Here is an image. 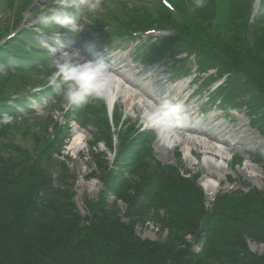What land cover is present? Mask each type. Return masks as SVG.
<instances>
[{
    "label": "trees",
    "instance_id": "trees-1",
    "mask_svg": "<svg viewBox=\"0 0 264 264\" xmlns=\"http://www.w3.org/2000/svg\"><path fill=\"white\" fill-rule=\"evenodd\" d=\"M174 1L179 4L177 15L157 5L155 10L163 21L146 25L143 16L132 29H172L173 37L159 43L152 59L165 53L170 57L193 55L199 69L216 70L219 77L226 78L216 93L224 105L246 109L250 117H256L254 126L264 129V2L251 24L253 0H207L205 8L197 7L194 0ZM8 57L0 51V62H6ZM189 59L176 62L180 72ZM21 64L28 65L29 72H0V78L18 77L27 80L26 86L32 88L49 83L50 70L36 74L32 63L21 60ZM13 95L20 96L16 106L24 108L26 116L32 114L19 90L11 94L0 91V264H197L206 260L264 264V256L258 257L247 247L248 239L264 245V193L256 188L243 187L247 191L221 194L206 208L204 194L187 185L181 173L173 176L171 171L169 177L158 176L156 169H149L156 165L149 164L144 177H132L133 183L117 192L118 198L133 211V218L138 217L135 209L147 215L148 207L154 208L153 205L174 210L163 225L171 232L166 242L140 238L132 222L124 223L105 210L100 201L88 203V216L79 217L74 193L62 183L58 186L46 170L54 139L45 142L43 148H27L18 144L10 129L3 127L4 117H20L8 104ZM91 108L87 104L76 114L79 122L86 123L87 115L94 112ZM105 126L102 135L111 146L114 132ZM66 129L54 126L61 138ZM116 135L121 153L126 146L133 143L135 147L146 138L135 132L127 135L124 129ZM150 184L154 190L151 195L147 191ZM155 191L165 195L164 200ZM186 236L195 241L204 237L199 254L189 250Z\"/></svg>",
    "mask_w": 264,
    "mask_h": 264
},
{
    "label": "rangeland",
    "instance_id": "rangeland-1",
    "mask_svg": "<svg viewBox=\"0 0 264 264\" xmlns=\"http://www.w3.org/2000/svg\"><path fill=\"white\" fill-rule=\"evenodd\" d=\"M120 1L125 0H113L112 7L116 9V11L119 9ZM195 1L197 2V0H194V2ZM105 2H107V0ZM199 2L202 8H205V6L209 4L207 0H199ZM36 4L38 5L37 8L39 7L44 13L47 11L45 9L46 7L53 9V3H49L46 0H37ZM7 5L8 3L0 1V40L3 37H7L12 31L18 28L23 21L26 27H32L34 24L39 23L38 19L30 22L28 14H19V17H22L20 24L18 23L19 26L18 24L13 25V21L10 23V16L12 18L15 17V12L12 11L10 7H7ZM103 5H105V3ZM144 14H146L144 15L146 25H151V23L156 21H163L162 15L160 12H157L155 8L146 9ZM50 25L51 26H48L44 32L40 31L38 33L41 36L37 38V44L45 49L53 50V48H55L57 49V55H59V53L63 51L62 47H65V45L60 43L59 37L55 36V22H52ZM70 27L69 25L68 30H70ZM71 28L74 30L73 26ZM86 31L87 30L84 29V32ZM82 42L83 40L75 41L73 49H85ZM9 44H11V50L13 51L16 44L14 42H10ZM116 44L119 43L116 42ZM87 47L92 50L99 48V45L97 41H94V45H88ZM133 47L134 45L132 44H124L123 48L116 51L117 53L115 55L116 58H120L122 61V63L118 65L120 68L119 70L132 79L131 81L134 82L132 84L135 85L136 82L140 83V81H137L141 79L139 71H145L140 68L141 65L136 67V65L132 64L131 58L134 54ZM9 52L10 48L6 50V54H9ZM46 54L50 57L48 52ZM187 57L193 59L194 56L187 55ZM54 58V55L52 58L50 57L52 63ZM100 60L105 61L106 58ZM2 65L3 66H0V68L4 70L5 65ZM158 67L159 66H156L155 68ZM150 70L152 69H147V71ZM195 70L196 68L194 72ZM200 72V76H198L197 79L194 77L179 82L176 81L179 78L175 79L164 73H156L157 75L152 73L148 80L143 83V85L145 84L147 87L142 85L141 89L145 91H147V88H152L155 91L160 90L161 97L166 98L169 102L183 104L185 112L192 110V112L196 114V112L202 113L201 110L208 109V115L201 116L203 128L207 131L210 129L214 131V129L218 127L220 128L218 134L226 131V133L219 136V139H229L231 142L228 143L235 147V150L232 152L229 151L228 153L229 162L227 165H214V163L205 159H198L197 161L189 163V160L183 156L179 148H175L171 151L169 147L170 149L165 150L153 133H157V130H147L146 127L142 125L144 114L135 113V110L138 109L136 104H148V101L140 88L134 86H131V88L136 92L137 97L126 106L127 108H122L121 103H118L119 99H116L118 105H116L114 109L115 120L112 119L113 111L110 107H107L102 114V110L99 109V99L93 98L94 101L92 100L90 106H92L91 109L94 110V112L89 113L86 123L82 124L76 116V114L80 113V111H76L79 110L80 105L76 110L73 109L66 112L68 109L65 106L66 102L63 97L56 100L55 97L41 94L39 97L34 98L32 94L39 89L33 90L30 85L26 86L27 80L18 77L0 78V91H6L9 94L17 90L21 93L25 92L24 97L27 98L28 107L32 110L31 113L33 112L31 115L26 116L21 109L20 117L22 118L19 117L15 120H10L8 118L7 122L3 123V127L10 129L11 135L16 138L18 144L27 148H31V146L35 145L36 147L34 148H43L45 142L54 139L55 145L50 151L51 163L47 166L46 170L51 174L53 180L55 179V183L58 186L64 184L70 189L69 191L74 193L73 201L76 207V213L79 217L84 218L88 216V203L100 201L105 206V210L121 218L124 223L132 222L135 233L140 238L151 242L164 243L170 238L171 232L163 225L167 222V218H171V216L168 217L169 213H172L174 210L167 211L160 206L153 205L154 208L148 207L147 215H142L145 211L135 209L136 213H138L136 216L138 217L133 218L130 216L133 211L129 210L126 204L119 200L117 193L126 189V185L132 184V177L135 175L144 177L146 167L149 164L156 165L155 168L151 167L149 169H156V174H158V176L160 174H165L169 177L171 171H173V176L181 173L179 175L183 180L187 181V185L193 190L199 188L204 194V206L206 208L210 207L215 198L221 194L230 195L238 190L247 191V188L244 189L243 187L257 188L264 193V129L254 126L256 122L254 119L256 117H250L251 114L248 111V114H245L246 109L243 108L244 106H242L244 111H236L235 107H232L234 105L226 106L221 100L222 97L219 98L218 94H212V92H215L214 90H216L217 93V89L226 81L225 77H219L216 70L209 71L207 74H202L204 70ZM41 73L37 72L36 74ZM30 78H33V76ZM158 79H163V82L159 83ZM198 88L199 92L195 94V98L187 102L188 98L194 91L198 90ZM210 93L212 94L211 98L221 100L223 108H225L227 112L223 110L220 111L217 106L211 107L210 99L208 98ZM173 94H175L173 99H168ZM235 104L237 105L238 103ZM215 105H217V102ZM73 108H76V106ZM126 112L127 115L124 114ZM124 116L129 118V120H127L129 123L126 122ZM131 124L133 125L131 126ZM105 125L110 128L111 133L114 132L113 136L115 138L112 137L114 142L111 146L106 144L107 139L103 137V133L106 130L103 128V126L106 127ZM54 126H57L59 129L64 127L67 128L66 135H63L64 138L57 135L59 130H54ZM120 129H122V131L124 129L127 135L135 132V134H144L146 138L140 145L138 144L139 146L136 145L134 147L133 143H131L128 148L126 146V151L121 153V146L117 145L119 137H116ZM144 130L153 132L147 133ZM74 134L83 136L85 141L78 146L79 149L69 150L70 141L73 140ZM249 161L252 169L245 170V164H247V162L249 163ZM208 178L217 181L219 184L218 192L212 199H208L205 196L201 186V182L206 181ZM151 185L152 184H150L149 187ZM159 186H161V184H158L157 187L162 189V187ZM147 191L150 195L153 194V186ZM155 192L158 194L157 196H159V198L164 200L163 197L165 195H162L161 192ZM166 198L168 199V195ZM146 202L142 204H146ZM131 218H133V221ZM184 239L190 246V251L195 254L201 252L204 244L203 236L197 238V241H195L192 236H186ZM247 247L251 253L258 257L264 256V245L248 239ZM197 264L221 263L214 260H206V262Z\"/></svg>",
    "mask_w": 264,
    "mask_h": 264
},
{
    "label": "clouds",
    "instance_id": "clouds-1",
    "mask_svg": "<svg viewBox=\"0 0 264 264\" xmlns=\"http://www.w3.org/2000/svg\"><path fill=\"white\" fill-rule=\"evenodd\" d=\"M99 0H90L87 7L90 11L99 8ZM197 7L201 6L197 0ZM41 22L54 21L67 27L71 22L67 12L53 11L50 15L39 17ZM55 71L50 77V84L58 82L63 85L58 91L68 106L85 103L90 98L106 100L115 84V76L109 65L103 60L84 59L79 60L80 50H64L57 55V49L53 48ZM4 117V122H7ZM188 115L181 103L165 101L161 104H151L145 111L142 122L145 127L157 130V134L164 130H175L183 126Z\"/></svg>",
    "mask_w": 264,
    "mask_h": 264
},
{
    "label": "bare ground",
    "instance_id": "bare-ground-1",
    "mask_svg": "<svg viewBox=\"0 0 264 264\" xmlns=\"http://www.w3.org/2000/svg\"><path fill=\"white\" fill-rule=\"evenodd\" d=\"M85 56H92L90 53L87 52ZM82 55H80L79 60H81ZM109 66H114V65H120L122 63L120 58L116 57H109V59L105 62ZM112 73L115 76V84L110 91L108 97L106 100H100V106L99 109L102 110V114L104 113L105 109H107V104L105 103L108 100L109 107L113 111L112 113V119L115 120L114 112L116 105L118 103H121L122 108H127L129 103L133 99H136L137 94L136 92L130 88V86L134 87H139L141 92L145 95L148 104L142 103L141 105H138V109L135 110V113H141L144 114L146 110H148L149 105L151 104H159L158 101L154 100V97L151 93H146L144 89H141L142 85L141 83H137L138 85H133L128 78L121 76L118 70L115 71L114 68L109 67ZM141 69H145L143 67H140ZM155 73V70H152V72H146L142 74V77L144 79H147L146 77H149L151 74ZM122 81H124V86H122ZM128 85V87H125ZM144 86V85H143ZM175 94H173L171 97L168 99H173ZM119 99L118 101L116 99ZM154 100V101H153ZM118 102L117 104L114 105L115 102ZM113 105L115 108H113ZM127 115V112L124 113ZM126 122L129 123L127 120L129 118H126ZM133 124H131L132 126ZM184 129V128H183ZM220 131V128L216 127L214 131H204V130H198V131H189L187 129H184L183 134H176L173 133L172 130H164L161 131L158 137V142L163 145V148L165 150L170 149L173 151L175 148H179L181 150V153L187 160L188 162L191 163L193 161H197L198 159H205L210 161L211 163H214V165H227L229 162V156L228 153L229 151L232 152L235 150V147L229 144L228 142H231L229 139L223 138L219 139V136L226 133V131L221 132L218 134ZM85 139L83 136H79L77 134L73 135V140H71V144L69 146V150H74V149H79L78 146L84 143ZM170 147V148H169ZM251 170L252 166L247 162L245 164V170ZM201 186L204 190L205 196L208 199H212L214 195L218 192L219 184L217 181L208 178L206 181L201 182Z\"/></svg>",
    "mask_w": 264,
    "mask_h": 264
}]
</instances>
